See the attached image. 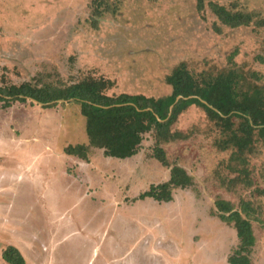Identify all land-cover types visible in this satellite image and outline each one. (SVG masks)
<instances>
[{"label":"rangeland","instance_id":"374dc122","mask_svg":"<svg viewBox=\"0 0 264 264\" xmlns=\"http://www.w3.org/2000/svg\"><path fill=\"white\" fill-rule=\"evenodd\" d=\"M94 1L0 0V87L105 79L114 84L109 96L160 98L171 94L164 79L180 63L195 76L230 66L241 73L243 92L264 86V28L223 27L208 7L197 12L196 0H105L117 11L100 17ZM214 1L264 19V0ZM3 106L0 264H7L1 254L8 246L25 264H228L238 240L212 215L217 199L236 209L252 203L261 221L252 222V264H264V151L248 159L250 189L222 187L220 179L233 177L228 156L216 152L218 131L200 108H188L173 126L187 139L164 148L169 165L193 183L157 203L139 198L169 179L170 168L153 157V133L132 158L93 150L84 162L63 152L87 144L77 104Z\"/></svg>","mask_w":264,"mask_h":264},{"label":"trees","instance_id":"16d2710c","mask_svg":"<svg viewBox=\"0 0 264 264\" xmlns=\"http://www.w3.org/2000/svg\"><path fill=\"white\" fill-rule=\"evenodd\" d=\"M93 5L95 17L117 11L116 7L111 10L105 0H95ZM205 7L211 10L223 27L264 28V19L254 13L233 12L214 0H196L197 12H202ZM216 32L221 31L216 28ZM237 54L238 51L234 50L228 59L233 67ZM250 77L255 82H263L258 74L253 73ZM164 81L171 94L154 98L129 94L109 96L107 91L114 84L105 79H84L70 85L35 80V84L0 87V102L4 103V108L27 100L45 108H53L58 102L72 101L77 104L85 120L87 144L68 146L63 152L84 162H88L93 150L103 151L106 158H132L137 155L144 135L153 133V157L162 167L170 168L169 179L150 186L139 198L152 199L157 203L171 202L174 191L185 190L193 183L183 168L169 165L164 148L187 139L186 135L174 131L173 126L188 108L198 107L218 131V138L214 141L216 152L228 156L225 169L233 177L220 179L221 186L233 191L238 187L250 189L253 185L248 159L264 151V86L243 92L241 73L230 66L216 75L195 76L184 63L176 66ZM178 97L181 99L175 103ZM239 205L236 209L231 202L217 199L212 215L232 227L238 240L227 263L252 264L256 245L252 222L261 221L250 201H241ZM1 257L7 264H25L20 252L12 246L5 248Z\"/></svg>","mask_w":264,"mask_h":264},{"label":"water","instance_id":"95a60500","mask_svg":"<svg viewBox=\"0 0 264 264\" xmlns=\"http://www.w3.org/2000/svg\"><path fill=\"white\" fill-rule=\"evenodd\" d=\"M181 99V97H178L175 101V103H177L179 100ZM173 107V106H172ZM172 107L170 109H172Z\"/></svg>","mask_w":264,"mask_h":264}]
</instances>
